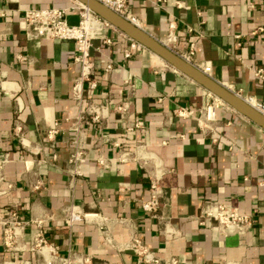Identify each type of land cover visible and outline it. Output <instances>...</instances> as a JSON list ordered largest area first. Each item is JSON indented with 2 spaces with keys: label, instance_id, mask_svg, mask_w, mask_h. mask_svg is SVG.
Segmentation results:
<instances>
[{
  "label": "crops",
  "instance_id": "crops-1",
  "mask_svg": "<svg viewBox=\"0 0 264 264\" xmlns=\"http://www.w3.org/2000/svg\"><path fill=\"white\" fill-rule=\"evenodd\" d=\"M74 4L0 0V218L14 209L43 220L59 255L75 253L88 264H144L126 248L133 234L176 264H264V129L149 49L126 58L128 40L111 28L104 30L111 44L100 36L91 41L97 83L90 89L84 81L77 100L74 42L28 39L24 22L26 9ZM128 4L151 36L165 42L173 23L176 48L194 40L195 62H209V76L264 102V0ZM178 108L193 115L179 117ZM75 151L81 156L73 162ZM152 174L163 189L156 216L142 208ZM207 202L237 207L251 215L252 227L238 234L213 221L200 224ZM73 206L98 215L67 224ZM33 235V225L26 226L23 251L14 252L3 244L0 225V264H38L41 257L25 249Z\"/></svg>",
  "mask_w": 264,
  "mask_h": 264
},
{
  "label": "built area",
  "instance_id": "built-area-1",
  "mask_svg": "<svg viewBox=\"0 0 264 264\" xmlns=\"http://www.w3.org/2000/svg\"><path fill=\"white\" fill-rule=\"evenodd\" d=\"M112 11L128 20L132 24L143 29L139 18L135 16L129 7L128 0H98ZM179 3L177 2V5ZM25 35L28 39L47 37L57 38L62 40H72L74 42V60L80 64V74L74 80L73 96L80 100L82 98L84 81L89 82V88L96 87V80L91 78L93 65L89 60V51L93 38L100 36L102 42L111 44L112 38L108 34H104L106 28H111L120 36L128 40V47L124 51L126 58H129L133 53L139 51L143 46L137 41L128 37L125 33L107 23L104 19L94 13L84 4L75 0V4L70 8H30L24 10ZM174 24H169V32L166 41L162 42L170 50L179 57L201 69L208 74L210 71L209 62H195V41L189 40L188 46L184 49L175 47L177 36L174 33ZM105 71L111 70V64L106 63ZM255 109L264 114V102L256 100L252 96L244 97ZM216 100H220L217 98ZM213 105H209L205 110V115L208 120L214 118ZM89 112L94 113L92 119L98 120L97 108L91 106ZM176 113L179 117H188L193 115V110L186 108H178ZM57 133V128L53 126L47 132L49 139L54 138ZM81 156L80 151H75L71 156V161L76 162ZM128 158V152H124L120 156V160L124 161ZM35 189L39 185L34 186ZM149 199L142 202V208L151 216H156V211L159 206L160 198L163 194V189L160 184V176L152 174L149 184ZM96 213H81L77 207L69 211L66 218L67 224H72L86 218L95 217ZM105 219V217H101ZM206 221L215 222L217 228L223 233L234 232L244 234L252 227L253 219L251 215L241 214L237 207L222 202H207L199 215L200 224H205ZM2 226L3 244L7 249L14 252L23 251L20 246V241L23 238V230L28 225H33L34 235L31 245L25 249L34 252L41 257L38 264H88L89 258L82 257L75 253H69L66 256L58 254L55 246H53L44 234L43 220L40 219H25L21 217L17 210L10 209L7 215L0 218ZM169 235H173L172 230H165ZM126 248L135 254L144 264H176L175 259L163 261L154 250H152L143 240L133 234L126 242ZM19 264V263H14Z\"/></svg>",
  "mask_w": 264,
  "mask_h": 264
},
{
  "label": "water",
  "instance_id": "water-1",
  "mask_svg": "<svg viewBox=\"0 0 264 264\" xmlns=\"http://www.w3.org/2000/svg\"><path fill=\"white\" fill-rule=\"evenodd\" d=\"M87 6L107 23L125 33L131 39L149 49L176 70L198 83L211 94L228 104L255 124L264 129V114L255 109L244 97L235 93L224 84L216 81L201 69L188 63L162 42L151 36L145 30L124 19L98 0H77Z\"/></svg>",
  "mask_w": 264,
  "mask_h": 264
}]
</instances>
